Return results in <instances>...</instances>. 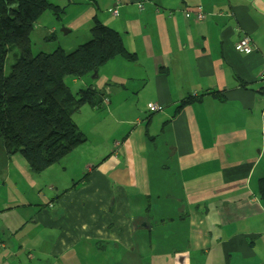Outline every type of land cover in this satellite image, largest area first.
<instances>
[{
    "label": "crops",
    "instance_id": "crops-1",
    "mask_svg": "<svg viewBox=\"0 0 264 264\" xmlns=\"http://www.w3.org/2000/svg\"><path fill=\"white\" fill-rule=\"evenodd\" d=\"M138 1L58 2L77 44L95 16L136 60L81 80L101 106L58 163L30 173L0 142V264H264V0Z\"/></svg>",
    "mask_w": 264,
    "mask_h": 264
},
{
    "label": "trees",
    "instance_id": "trees-1",
    "mask_svg": "<svg viewBox=\"0 0 264 264\" xmlns=\"http://www.w3.org/2000/svg\"><path fill=\"white\" fill-rule=\"evenodd\" d=\"M46 11L59 20L65 8L47 0H0V142L7 156H20L33 174L43 172L83 144L85 136L72 117L84 106H101L99 93L89 88L72 93L64 79L92 75L115 57L127 63L136 60L124 48L121 36L95 16L86 43L69 53L58 48L33 56L29 36ZM10 51L16 60L4 76L3 65ZM198 101L199 97H187L174 113ZM257 185V194L264 201V176Z\"/></svg>",
    "mask_w": 264,
    "mask_h": 264
},
{
    "label": "rangeland",
    "instance_id": "rangeland-1",
    "mask_svg": "<svg viewBox=\"0 0 264 264\" xmlns=\"http://www.w3.org/2000/svg\"><path fill=\"white\" fill-rule=\"evenodd\" d=\"M60 0H47V2L54 4L56 6H59ZM74 13L68 12L67 15L63 16L61 19L57 20L54 15H52L49 11L44 12L35 22L33 26V30L30 33L29 40H30V49L31 54L35 56L39 53H52L54 50L60 48L63 51L69 53L74 50V48L80 44H77L75 40L79 39L78 32L72 31L71 33H67L68 30L65 29L66 23L71 21L73 18ZM69 20V21H68ZM66 32H64V31ZM51 33V34H49ZM87 42V41H85ZM75 45L71 51H67V48L69 46ZM84 44V43H83ZM16 58L14 56V52L10 51L7 53V56L4 61L3 65V75L7 76L10 67L14 64ZM92 75H87L85 77H82L79 80H73L71 77H66L64 79L65 84L69 87L70 91L72 93L76 92L78 89L82 88L80 84L81 80L83 79H90ZM110 132L106 129L104 131V135H109ZM85 136V135H84ZM87 137H90L89 133L87 134ZM85 152H89L90 149L84 150ZM4 248V245L2 244L0 247V251ZM97 262V260H94L91 258V260H87V263H94Z\"/></svg>",
    "mask_w": 264,
    "mask_h": 264
},
{
    "label": "built area",
    "instance_id": "built-area-1",
    "mask_svg": "<svg viewBox=\"0 0 264 264\" xmlns=\"http://www.w3.org/2000/svg\"><path fill=\"white\" fill-rule=\"evenodd\" d=\"M146 1L147 0H139L137 5H136V8L138 10H142L143 3H145ZM192 13H193L194 18H195L196 21H198V22L203 21L204 15L201 12L196 10V11H194ZM111 14L115 16L117 14V10H112ZM233 48L238 54L248 55V54H250L252 52L253 45H252V42L249 39V37L248 36H244V37L240 38L237 42H235L233 44ZM260 79L264 81V70L260 74ZM158 110H159V108L154 103H149L148 104V111L149 112H156ZM1 245H2V243L0 242V247H1Z\"/></svg>",
    "mask_w": 264,
    "mask_h": 264
},
{
    "label": "water",
    "instance_id": "water-1",
    "mask_svg": "<svg viewBox=\"0 0 264 264\" xmlns=\"http://www.w3.org/2000/svg\"><path fill=\"white\" fill-rule=\"evenodd\" d=\"M63 31H64V30H63ZM64 32H66V31H64ZM93 74H95V72H94Z\"/></svg>",
    "mask_w": 264,
    "mask_h": 264
},
{
    "label": "clouds",
    "instance_id": "clouds-1",
    "mask_svg": "<svg viewBox=\"0 0 264 264\" xmlns=\"http://www.w3.org/2000/svg\"><path fill=\"white\" fill-rule=\"evenodd\" d=\"M49 34H51V33H49Z\"/></svg>",
    "mask_w": 264,
    "mask_h": 264
}]
</instances>
